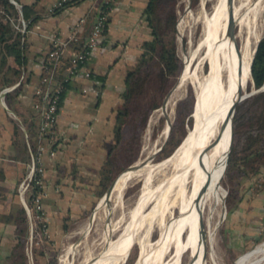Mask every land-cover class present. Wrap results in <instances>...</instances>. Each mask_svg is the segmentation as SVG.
Returning a JSON list of instances; mask_svg holds the SVG:
<instances>
[{"label": "bare ground", "instance_id": "obj_1", "mask_svg": "<svg viewBox=\"0 0 264 264\" xmlns=\"http://www.w3.org/2000/svg\"><path fill=\"white\" fill-rule=\"evenodd\" d=\"M210 2V8L201 14V34L183 56L176 83L158 110L165 120L157 139L144 157L139 156L112 180L99 199L95 211L103 213L106 220L103 244L77 264H123L133 243L139 244L134 264L205 263L203 218L212 241L218 223L213 214L226 193L220 178L227 164L231 129L229 123L220 126L231 103L246 94L252 80L251 58L262 35L264 11V0ZM186 83L192 86L195 97L191 124L173 151L154 162L152 158L169 129L171 107ZM154 123L155 118L150 117L148 128ZM155 173L162 176L151 186ZM140 174L143 183L133 205L127 213L122 211L117 219H110L123 206L129 180ZM95 211L79 227L81 237L66 247L60 264H75L72 258L88 233ZM119 224L121 231L111 238ZM154 227L158 235L150 239ZM234 264H264V242L243 253Z\"/></svg>", "mask_w": 264, "mask_h": 264}, {"label": "crops", "instance_id": "obj_2", "mask_svg": "<svg viewBox=\"0 0 264 264\" xmlns=\"http://www.w3.org/2000/svg\"><path fill=\"white\" fill-rule=\"evenodd\" d=\"M15 1L31 5L34 19L25 35L18 84L6 92L4 101L0 99V264L8 260L7 255L16 247L18 221L23 219L24 208L16 187L27 169L28 144L37 147L41 142L40 116L33 107L32 87L41 74L48 38L67 35L80 19L77 35H86L101 3L78 0L49 12L48 8L57 0ZM146 3L147 0H117L103 36L88 58L91 76L71 78L64 92L56 124L58 153L53 159L43 155V203L52 231L57 230L67 213L85 208L97 195L107 144L113 141L114 109L122 103L125 72L137 61L141 44L149 37L142 13ZM75 50L76 45L66 47L62 59L68 60ZM250 184L259 191L241 194V204L238 202L231 209L225 225V235L238 236L234 244L228 242L229 248L242 249L256 238L264 220V179L255 176Z\"/></svg>", "mask_w": 264, "mask_h": 264}, {"label": "trees", "instance_id": "obj_3", "mask_svg": "<svg viewBox=\"0 0 264 264\" xmlns=\"http://www.w3.org/2000/svg\"><path fill=\"white\" fill-rule=\"evenodd\" d=\"M76 1L78 0L56 7L52 12ZM177 1L147 0L143 8L142 13L149 37L142 42L137 61L125 72V85L121 92L122 103L114 109L113 141L107 144V151L98 180L97 195L105 192V188H108L115 174L125 164L133 161L139 146L142 129L150 111L160 105L174 78L179 75L183 67L181 56L177 52L176 42ZM0 2L5 5L9 13V17L6 19L0 18L1 89L2 86L11 85L19 79V65L25 48L26 32L22 33L16 27L19 11L14 3L10 0H0ZM21 13L27 21L28 29L34 19L32 6L22 4ZM9 61L10 63L13 62L12 65L9 64ZM67 65L68 60L61 59L59 61L56 77L62 78L64 76V69ZM99 78L102 79L103 77L99 76ZM251 79L255 88L264 84V28L251 62ZM69 81L70 79H67L63 82L64 90L61 93L59 105ZM190 98L191 94L188 91L187 96L179 101V105L184 101L189 103ZM194 99L193 95V103ZM193 103L190 114L193 110ZM179 105L177 109L180 111ZM179 118L180 115L175 117L172 122L169 137L164 147L159 151V157L168 156L181 141L182 138L177 137ZM191 120V116H189L188 122L190 123ZM233 128L234 147L232 159L226 166L227 178L234 183V179L237 177L251 176L252 178L254 174H261L264 179V89L251 94L236 105ZM185 132L186 129L184 128V134ZM30 147L33 151L37 148L31 143ZM32 189L39 191L38 185H33ZM237 192L238 189L235 186L229 189L228 193L232 204L229 205L228 210H231L237 204L236 202L240 201L241 196ZM66 220L64 219L62 224L64 230L67 229ZM40 227L41 222L38 223L37 229ZM22 243L23 240L18 234L16 247H21Z\"/></svg>", "mask_w": 264, "mask_h": 264}, {"label": "rangeland", "instance_id": "obj_4", "mask_svg": "<svg viewBox=\"0 0 264 264\" xmlns=\"http://www.w3.org/2000/svg\"><path fill=\"white\" fill-rule=\"evenodd\" d=\"M211 0H208L204 3H201V0H178L177 1V20H176V42H177V52L181 56V59H183V56L185 53H187L192 45L196 43L198 40L200 34H201V26H202V19L201 14L203 9H209L211 6ZM202 9V10H201ZM199 11V12H198ZM264 23L262 18V33H263ZM182 65V61H181ZM178 75L176 78H174L172 84L170 85L168 91L166 92L164 98L162 99L159 106L153 108L147 118V121L145 123L144 128L142 129L140 140H139V146L137 149V153L135 158L132 162L125 164L113 177V179L119 174L122 170H124L126 167H128L130 164L134 162V160L137 157H144L146 150L152 146L153 142L157 139L159 132L161 131L163 125H164V115L160 114L158 111L162 103L164 102L166 96L170 92V90L173 88V86L176 83ZM254 89V84L251 81L246 90L251 91ZM188 91L191 94L190 102H183L181 105H179V101L186 97L188 94ZM193 95L194 90L192 86L188 83H186L178 92L177 98L175 99L172 107H171V122H170V130L172 126V122L174 121L175 117L180 115L179 118V129L177 133V137L183 138L184 134V128L186 129L191 122H188L189 116H191V106L193 103ZM195 100V99H194ZM242 101V100H241ZM179 105L180 111L177 109ZM194 107V103H193ZM190 114V115H189ZM150 117L155 118V123L148 128V120ZM192 121V120H191ZM170 134V131H169ZM185 135V134H184ZM183 136V137H182ZM169 137V136H168ZM168 139V138H167ZM182 140V139H181ZM167 141V140H166ZM179 144V143H178ZM145 147H147L145 149ZM234 147V146H233ZM174 149V148H173ZM172 149V150H173ZM159 150L154 154L152 160L159 161L164 158L159 157L158 155ZM171 153V152H170ZM233 155H230V159L228 163L231 161ZM56 157V155H55ZM54 158V157H50ZM227 163V164H228ZM227 166V165H226ZM225 169V172H224ZM223 173L220 178V182L223 186L225 195L222 204H220L217 209L215 210L213 214V219L216 220L217 228L214 235V238L212 241H210L205 223L206 219L205 216L203 218V226H202V240L203 245L205 248V263L204 264H234L235 261L245 252L251 250L256 245L264 242V220L260 223V232L259 235L252 239L251 241L247 242L245 245H243L242 249L234 250V248H229L228 242H233L237 240L238 236H228L225 235V225L229 218V213L231 210H228L229 205H231V197L229 195V189L234 186L238 189V194L241 196V194L246 192L251 195L253 193L256 194L259 189L256 188V186H250V180H252L255 176H261L260 174L252 175L250 177H237L234 179V183L229 181V179L226 176V168L224 165ZM27 171V169H26ZM25 171V173H26ZM46 172V168L44 165V174ZM24 173V174H25ZM162 176V173H155L152 176V185L155 184V182ZM23 177V176H22ZM21 177V179H22ZM44 177V175H43ZM20 179V180H21ZM112 179V180H113ZM19 180V181H20ZM111 180V181H112ZM238 181V182H237ZM240 182V183H239ZM19 183V182H18ZM143 183V175L140 174L131 180H129L127 186L124 189L123 192V198H122V208L115 210L112 215H110V219L115 220L117 219L121 212L124 211V213H127L128 209L133 205V202L142 186ZM239 183V184H238ZM45 188V184H43ZM45 190V189H44ZM105 191V190H104ZM16 192H18V189L16 188ZM18 194V193H17ZM95 195L94 199L91 200L87 206L83 209H80L78 211L67 213L62 219V223L56 226V231H52L48 220L46 218V214L44 211V215L42 219H38L36 216H33L31 213H27V211L24 210L23 215H21V218L18 221V234H20L21 239L23 240L21 247H15L12 252H10L9 255H7L8 260H4V264H60V258L61 255L64 253V250L66 247L79 240L81 235H79L78 230L79 227L88 219V217L92 214V212L95 211L96 206L98 204L99 199L102 197V195ZM18 196V195H17ZM255 198V197H254ZM19 199V197H18ZM20 201V200H19ZM240 203V201H238ZM238 202H236L238 204ZM21 203V201H20ZM22 204V203H21ZM235 204L234 207H236ZM241 204V203H240ZM96 214L94 215L93 222L90 225V228L88 230V233L86 237L82 240L80 245L77 248V252L73 256V263L77 264L80 261H82L85 256L89 254L97 252L102 244H103V237L102 234L104 233L105 229V221L103 220V213L100 211H95ZM261 213V212H259ZM225 216V217H224ZM97 218V219H96ZM64 219L66 220V226L67 229L64 230L62 228V224ZM214 220V221H215ZM39 221L46 222L47 223V237H41L40 234L37 232V225ZM238 226V225H237ZM236 226V227H237ZM122 225L119 224L113 231H112V237H116L119 232L121 231ZM235 228V227H234ZM239 228V226H238ZM156 230V231H155ZM118 233V234H117ZM158 235V229L157 227H154L153 230L149 233V238L153 239ZM41 237V238H40ZM230 239V241H228ZM88 241V242H87ZM99 247V248H98ZM139 252V244L133 243L132 246L129 248L128 255L123 262V264H134L135 259ZM5 253V252H4ZM216 253V254H215ZM185 257H183V260Z\"/></svg>", "mask_w": 264, "mask_h": 264}, {"label": "built area", "instance_id": "obj_5", "mask_svg": "<svg viewBox=\"0 0 264 264\" xmlns=\"http://www.w3.org/2000/svg\"><path fill=\"white\" fill-rule=\"evenodd\" d=\"M14 3L19 11L17 29L22 33L27 32V21L22 17L21 5L15 0H10ZM74 0H57L49 8L52 12L56 7L62 6L65 3ZM95 19L92 23L89 32L80 37L77 31L80 29V21H76L72 25V31L67 35H50L49 45L44 53L41 62V74L38 82L32 87V95L35 97L33 101L34 109L39 113V136L41 142L33 151L28 144L30 159L27 163V171L17 185L18 197L27 213H31L39 220L44 215V162L43 155L47 154L49 157H55L58 153L59 136L56 130L59 102L61 93L64 90V81L73 77L82 76L89 78L91 76L87 61L90 55L94 52L103 33L106 29L108 17L115 9L117 0H100ZM9 13L3 3L0 2V18L6 19ZM76 45V50L68 59V65L64 69V76L62 78L56 77V69L59 61L63 57V51L66 47ZM18 83L6 85L0 89V99L4 101L5 94L13 89ZM88 89L83 88V92ZM33 185H38L39 191H34ZM41 222V227L36 229L41 237H47V223ZM40 237V238H41Z\"/></svg>", "mask_w": 264, "mask_h": 264}, {"label": "water", "instance_id": "obj_6", "mask_svg": "<svg viewBox=\"0 0 264 264\" xmlns=\"http://www.w3.org/2000/svg\"><path fill=\"white\" fill-rule=\"evenodd\" d=\"M233 30H234V26L233 24H231L229 26V33L230 35H232L233 33ZM260 38L258 39L255 47H254V51H253V55H252V58H251V62H252V59H253V56H254V53L256 51V48H257V45H258V42H259ZM250 72H251V65H250ZM264 89V84L261 85L260 87L258 88H255L251 91H247L246 94L244 96H241V97H237L230 105L228 111H227V114L225 116V119L223 120V122L221 123V128H224L228 123L230 124V129H231V134H230V140H229V143H228V158H227V163L229 161V157L230 155L232 154V151H233V146H234V128H233V119H234V112H235V109H236V105L243 99H245L246 97L250 96L251 94L255 93V92H258L260 90H263ZM165 102V100H164ZM192 107V106H191ZM190 115V114H189ZM169 131H170V124H169V129H168V132H167V135L165 137V139L163 140L162 144L160 145L159 147V151L164 147L165 143H166V140L169 136ZM227 165V164H226ZM123 171V170H122ZM118 175V174H117ZM116 178V177H115ZM114 178V179H115ZM107 188V187H106ZM105 188V190H106Z\"/></svg>", "mask_w": 264, "mask_h": 264}]
</instances>
